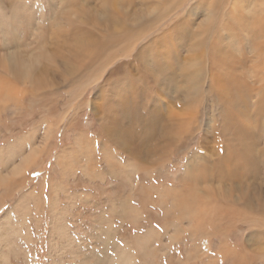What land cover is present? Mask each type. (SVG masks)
Instances as JSON below:
<instances>
[{"label":"rangeland","instance_id":"rangeland-1","mask_svg":"<svg viewBox=\"0 0 264 264\" xmlns=\"http://www.w3.org/2000/svg\"><path fill=\"white\" fill-rule=\"evenodd\" d=\"M117 1L0 0V264H264V0ZM126 95L143 163L107 138Z\"/></svg>","mask_w":264,"mask_h":264},{"label":"bare ground","instance_id":"bare-ground-1","mask_svg":"<svg viewBox=\"0 0 264 264\" xmlns=\"http://www.w3.org/2000/svg\"><path fill=\"white\" fill-rule=\"evenodd\" d=\"M117 1V0H116ZM119 2V1H117ZM116 4V3H115ZM114 4V5H115ZM253 4V3H252ZM176 5V4H175ZM252 6V5H250ZM195 7V6H194ZM174 8V7H173ZM254 9V8H253ZM196 10V8H195ZM179 11V10H178ZM191 11V9H190ZM193 13V11H192ZM227 14V13H226ZM228 15V14H227ZM238 15V14H237ZM258 15V14H257ZM190 17V16H189ZM212 17V16H211ZM234 18V16H232ZM229 18V17H228ZM230 19V18H229ZM232 19V18H231ZM235 19V18H234ZM237 21H241V18H236ZM233 20V21H236ZM212 20V19H210ZM261 21V20H260ZM264 21V20H263ZM258 22V21H257ZM256 22V24H257ZM239 23V22H238ZM243 23H245V20L243 21ZM213 24V23H211ZM232 25V24H231ZM240 25V24H239ZM238 25V26H239ZM244 25V24H243ZM243 25H240V28L241 27H245V29L247 31H250L249 33L253 32L252 31V27L249 25V23H247L246 26H243ZM236 26V24H235ZM248 26V28H247ZM224 27V26H223ZM222 27V28H223ZM262 28V27H261ZM228 30V29H227ZM214 32V31H213ZM187 34V33H186ZM246 34V33H245ZM231 37H230V40H229V45H232L234 43V37H233V31L230 33ZM257 35V34H256ZM218 36V35H217ZM216 37V36H215ZM217 38V37H216ZM204 42V41H203ZM217 46H218V41L217 42H214L212 43L211 45V52H212V55L211 57H213L214 59H217V60H220L222 59L221 57L225 56L224 52L223 51H219L217 50ZM210 47V46H209ZM207 47V48H209ZM205 49V48H204ZM203 49V50H204ZM260 50H262V52H264V49L263 47H260L259 48ZM201 50V49H200ZM151 52V51H150ZM203 53V52H202ZM202 53L200 55H202ZM210 55V54H209ZM145 56V55H144ZM197 56V55H196ZM18 61V60H17ZM154 63H152L151 65L147 66L146 67V71L147 73L149 74V77L152 79V80H156L157 83H161L162 80L166 77L165 80H170L171 78V70L170 68L167 66V65H164V62H157L155 57H154ZM203 61V60H202ZM21 62V61H20ZM19 62V63H20ZM263 65V64H262ZM30 69V68H29ZM144 70V68H143ZM170 70V71H169ZM145 71V70H144ZM264 72V71H263ZM226 75V74H224ZM234 76V75H233ZM188 78V77H187ZM227 78V77H226ZM225 78V79H226ZM230 80H231V77H230ZM187 81V80H186ZM197 79H189V85L190 87L192 88V85L191 83L193 84V86L195 85ZM229 81V80H228ZM147 82H149L148 78H147V81L144 85H147ZM234 84H235V80H231V82L229 81V83H226L224 90L229 92L228 95H231L233 93V90L234 88ZM187 86V85H186ZM196 87V85H195ZM244 87V86H243ZM127 88V87H126ZM188 88V87H187ZM197 88V87H196ZM245 89V88H244ZM242 89V90H244ZM241 90V86L238 85V89L236 88V91H235V94L234 95H231L229 99V101L231 102L230 104L232 105L233 109H236L240 106L239 104V98L240 100L242 101V103H244V99H245V95L244 93L242 92ZM225 94V93H224ZM239 95V97H237ZM128 97L129 96H125L122 98V106L121 108H118V111H113L114 112V115H110L113 117L112 119V123L114 124L115 126V129H117V131H114L113 133V137H108L107 138H110V140H114L116 138V136H118V138L120 139L121 141V145L122 147L120 146V149L122 150H125L126 149V146H124L123 144L131 147V151L129 152V155L135 159H137L138 161H141L142 163L145 162L147 155H150L152 154L153 152H155V147H154V151H153V148L152 147H148V144H153L152 142L154 141V135H155V132H156V129H155V125L153 124L152 122V118L149 116V117H145V115L142 117V118H139V120L142 122H140L137 117L133 118L131 117V114L132 115H135V112H137V108H139V104L134 102L133 104H130L129 100H128ZM133 98V97H132ZM228 98V97H227ZM223 101V100H222ZM263 103H264V95H263ZM109 104H114L112 101L109 103ZM138 104V105H137ZM142 104V103H141ZM113 105L111 106H106V112H104V117L106 119H109V111L110 109H112ZM223 106V105H222ZM111 112V111H110ZM138 114V113H137ZM136 116V115H135ZM229 117L226 118V124L228 125L229 128H233V129H240L239 126H237V120L231 116V114L228 115ZM154 118V117H153ZM132 119L133 121L137 119V122H139V124L141 125L140 126V129H141V133L138 132V141H136V136H137V133L134 129H132ZM124 122V123H123ZM149 124H148V123ZM145 123L147 124V126H142V124ZM124 124V125H123ZM112 129V128H111ZM110 130V129H109ZM242 130V129H240ZM140 131V130H139ZM109 133V132H107ZM134 136V137H133ZM247 137H248V134H247ZM245 139V137H244ZM244 139H240V141H244L243 143H245V140ZM117 140V139H116ZM115 141V140H114ZM118 141V140H117ZM242 143V142H241ZM242 143V145H243ZM118 144V143H117ZM163 149V148H162ZM107 150V149H106ZM248 152L246 151H242L238 156V158L240 160H242L244 163H246L248 166H250V170H251V167H252V170L253 169H257L256 168V162L257 160L254 159L253 155H251V152L249 151V148H247ZM145 152L147 155H144L143 157L139 155V153L141 152ZM105 155V154H104ZM246 161V162H245ZM242 162V163H243ZM211 164V163H210ZM258 165V163H257ZM211 165H208L207 167L204 166L202 167V171H201V174L200 176H203V174H207L206 170L204 168H208L209 170V173L212 171V167H210ZM237 166V167H236ZM239 167V164L235 165L232 167L231 171L230 172H227V173H224L223 171H219L220 172V177L222 176V178H230V179H234V177L236 178H239V174H238V169ZM196 170L198 171V168H196ZM199 172H200V169H199ZM241 175V174H240ZM200 176L198 174H195L194 177L192 179H196V178H200ZM221 178V179H222ZM241 179V177H240ZM237 180V179H236ZM195 181V180H194ZM240 191V190H239ZM238 191V192H239ZM244 191V193L242 194V198H244V200L248 201L249 200H253V199H250V196L248 195L247 191L242 187V192ZM247 206V205H246ZM248 207V206H247ZM251 212H254V213H258V212H264V207L262 208V211H261V208L260 209H253Z\"/></svg>","mask_w":264,"mask_h":264}]
</instances>
